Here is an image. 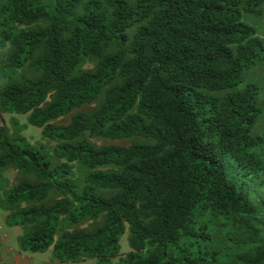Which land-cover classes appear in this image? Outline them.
Listing matches in <instances>:
<instances>
[{
    "label": "trees",
    "instance_id": "obj_1",
    "mask_svg": "<svg viewBox=\"0 0 264 264\" xmlns=\"http://www.w3.org/2000/svg\"><path fill=\"white\" fill-rule=\"evenodd\" d=\"M263 17L264 0H0V116L46 141L0 128L19 249L264 264Z\"/></svg>",
    "mask_w": 264,
    "mask_h": 264
},
{
    "label": "rangeland",
    "instance_id": "obj_2",
    "mask_svg": "<svg viewBox=\"0 0 264 264\" xmlns=\"http://www.w3.org/2000/svg\"><path fill=\"white\" fill-rule=\"evenodd\" d=\"M256 26H257V28H259L260 36L264 37V17L260 21H258ZM253 73L254 72H247L245 74V76L247 75L246 77L249 78L250 75H252ZM261 81L264 84V76H262ZM262 90L264 91V85L262 86ZM13 119H16L21 124H27V116L3 114L2 116H0V128L2 126H6L11 131L14 130V126L12 123ZM41 132H42V129H39L37 127L30 125V126H28V128L25 131H23V136H25L30 142L35 143V144L37 142L46 143V141L43 140V138H42ZM93 141L96 142L97 144L101 143L99 141L98 142L95 140H93ZM52 144H54V143H52ZM16 174H17L16 171L11 169L5 173V176L12 183L15 181ZM248 196H249V199L254 204H257L259 207L264 208V189H256V190L252 189V191L249 190ZM20 228H21L20 230L23 232V228L22 227H20ZM0 229H1V225H0ZM10 237H11V240H13V241L16 240V235L13 231L10 232ZM121 245H122V255L123 256L131 251L129 244H128V241H127V234H125L123 236V238L121 240ZM30 254H32L33 256H38V257L43 258L44 259L43 264H53L52 260L49 259L50 257L48 255V254H50V252H46L43 254L42 253H36V254L30 253ZM62 264H98V263H97V260L90 259V260L80 262V263H62ZM115 264H119V259L115 260Z\"/></svg>",
    "mask_w": 264,
    "mask_h": 264
},
{
    "label": "crops",
    "instance_id": "obj_3",
    "mask_svg": "<svg viewBox=\"0 0 264 264\" xmlns=\"http://www.w3.org/2000/svg\"><path fill=\"white\" fill-rule=\"evenodd\" d=\"M8 213L0 209V264H43L44 259L33 256L30 252H22L19 249L18 237L23 234L20 227H8L6 217ZM16 235V240H11L10 232ZM49 259L53 264H62L52 258V249H50ZM36 254V253H33Z\"/></svg>",
    "mask_w": 264,
    "mask_h": 264
},
{
    "label": "clouds",
    "instance_id": "obj_4",
    "mask_svg": "<svg viewBox=\"0 0 264 264\" xmlns=\"http://www.w3.org/2000/svg\"><path fill=\"white\" fill-rule=\"evenodd\" d=\"M13 115H15V114H13ZM20 116H23V115H20ZM25 116H27V118H28V115H25ZM27 122H28V121H27ZM27 125L30 126L29 124H27ZM31 126H32V125H31ZM27 128H28V127H27ZM39 129H40V128H39ZM41 133H42V132H41ZM22 134H23V132H22ZM31 143H32V142H31ZM37 143H38V142H37ZM37 143H36V144H37ZM32 144H35V143H32ZM51 249H52V248H51ZM49 250H50V249H49ZM49 250H48V251H49ZM48 251H47V252H48ZM52 258H53V249H52ZM53 259H54V258H53Z\"/></svg>",
    "mask_w": 264,
    "mask_h": 264
}]
</instances>
